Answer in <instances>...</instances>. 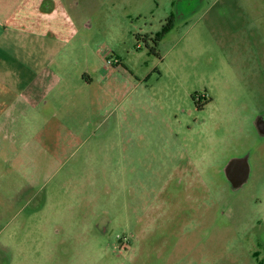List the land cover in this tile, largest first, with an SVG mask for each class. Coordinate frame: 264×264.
<instances>
[{
	"label": "rangeland",
	"instance_id": "obj_1",
	"mask_svg": "<svg viewBox=\"0 0 264 264\" xmlns=\"http://www.w3.org/2000/svg\"><path fill=\"white\" fill-rule=\"evenodd\" d=\"M261 118L264 0H0V264H264Z\"/></svg>",
	"mask_w": 264,
	"mask_h": 264
},
{
	"label": "flooded vegetation",
	"instance_id": "obj_2",
	"mask_svg": "<svg viewBox=\"0 0 264 264\" xmlns=\"http://www.w3.org/2000/svg\"><path fill=\"white\" fill-rule=\"evenodd\" d=\"M163 27L164 25L162 26L161 31L155 33L154 35H152V37L150 36L152 41L155 40L158 35L162 34ZM254 125L256 126V129L258 130L259 134L261 136H264V118H261L256 121ZM230 164L233 165L229 168V170L226 171V169H228V165ZM224 172L228 181H230L234 186H239V184L245 180V176L248 172L245 160L243 158H236L231 160L226 165Z\"/></svg>",
	"mask_w": 264,
	"mask_h": 264
},
{
	"label": "trees",
	"instance_id": "obj_3",
	"mask_svg": "<svg viewBox=\"0 0 264 264\" xmlns=\"http://www.w3.org/2000/svg\"><path fill=\"white\" fill-rule=\"evenodd\" d=\"M169 21H170V20H168V22H169ZM170 26H171V25H170L169 23H167V24L164 25V27H163V31H162V34L158 35L157 38H156L155 40H153V42H154L155 45L157 44V42H158L159 40H161L162 36L168 32V30L170 29V28H169Z\"/></svg>",
	"mask_w": 264,
	"mask_h": 264
},
{
	"label": "water",
	"instance_id": "obj_4",
	"mask_svg": "<svg viewBox=\"0 0 264 264\" xmlns=\"http://www.w3.org/2000/svg\"><path fill=\"white\" fill-rule=\"evenodd\" d=\"M232 165H233V164L228 165V167H227L228 169H226V171L229 170V168H230Z\"/></svg>",
	"mask_w": 264,
	"mask_h": 264
},
{
	"label": "crops",
	"instance_id": "obj_5",
	"mask_svg": "<svg viewBox=\"0 0 264 264\" xmlns=\"http://www.w3.org/2000/svg\"><path fill=\"white\" fill-rule=\"evenodd\" d=\"M3 124L0 125V127L2 126Z\"/></svg>",
	"mask_w": 264,
	"mask_h": 264
}]
</instances>
